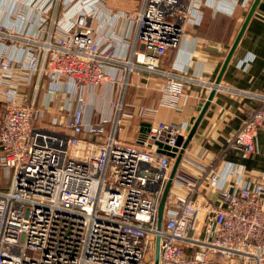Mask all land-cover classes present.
Segmentation results:
<instances>
[{"label":"built area","instance_id":"built-area-1","mask_svg":"<svg viewBox=\"0 0 264 264\" xmlns=\"http://www.w3.org/2000/svg\"><path fill=\"white\" fill-rule=\"evenodd\" d=\"M100 1L10 0L19 22L0 21V166L10 171L0 187V264H264V174L219 168L227 152L257 153L264 92L162 69L185 22L201 16L198 0H132V9L105 8L108 19L87 7ZM121 19L135 27L125 55L102 32ZM114 67L163 76L155 114H184L194 86L259 103L219 155L194 156L178 144L188 124L135 121L122 100L111 101V117L86 123L84 91L115 81ZM61 92L76 104L64 126L46 116Z\"/></svg>","mask_w":264,"mask_h":264},{"label":"crops","instance_id":"crops-1","mask_svg":"<svg viewBox=\"0 0 264 264\" xmlns=\"http://www.w3.org/2000/svg\"><path fill=\"white\" fill-rule=\"evenodd\" d=\"M9 1L0 0V21L7 25L17 24L19 17L15 11L13 13L8 11ZM254 1L198 0L203 5L201 16L196 17L195 21L185 22V35L176 52L162 61V69L173 71L176 67L186 72L188 76L202 77L206 81L217 82L219 80L221 84L249 93L264 92V11L260 10L258 6L242 33L230 60L225 65ZM49 3L50 0H43L44 5ZM126 3V0H104L92 3L87 7L106 16L105 8L116 12L126 8ZM20 6L21 4H19ZM53 13L51 10L52 16ZM56 16L58 18V14ZM58 20L62 21V16ZM25 23H29V19ZM25 23L23 21L24 29L28 27ZM129 24V21L121 19L114 28L113 25L107 26L106 24L102 31L105 36L115 38L113 46L121 55L130 52V48L127 49L124 45L125 38L130 37L131 33L133 36L135 35V27ZM113 73L115 81L105 86H91L87 88L89 89L87 98L84 95L85 100L91 102L87 116L93 122H97L103 117H111L114 111L111 101L122 100L124 111L133 113L135 121L140 118L162 119L168 122H185L186 126L190 125L194 113L198 111L199 107H202V103H206L211 93L202 87L194 86L190 91L195 96L184 114L173 116L174 111L164 107H161L155 114L151 109L160 103V86L164 79L162 75L144 70L127 73L124 67H114ZM46 91L47 83L43 81L39 95L40 103H43ZM65 95L63 92L56 95L55 103L53 102L51 111L46 115L47 117L49 115L60 118L62 126L65 125V120L76 106L75 102L71 99L67 100ZM69 103L70 111L66 109ZM258 103L251 96L217 90L189 142L194 156L197 154L212 158L219 155L230 137L241 126L246 114L256 108ZM2 111L3 107L0 105V122ZM84 137L88 139L90 135L86 134ZM193 158L191 161L195 162V158ZM192 162H184V166L193 170ZM228 167L242 170L244 178L250 180L258 179L261 174H264V134L262 131L259 132L257 140V153L253 156L247 158L240 151L227 152L222 155L219 160V168L226 172ZM1 168L9 171L4 167Z\"/></svg>","mask_w":264,"mask_h":264},{"label":"water","instance_id":"water-1","mask_svg":"<svg viewBox=\"0 0 264 264\" xmlns=\"http://www.w3.org/2000/svg\"><path fill=\"white\" fill-rule=\"evenodd\" d=\"M257 6L259 7L260 10L264 11V0H255L254 1L253 5H252V7H251V9H250V11L248 13L247 19H246V21H245V23H244V25H243V27L241 29V32L238 35V37H237V39H236V41H235L230 53H229V55H228V57L226 59L225 65L230 60V57L232 56L233 51L235 50V48H236V46H237V44H238V42H239V40L241 38V35L244 32V30H245L250 18L252 17L254 11L256 10ZM217 82H219V80H217ZM214 93H215L214 90L211 91L210 96H209L208 100L206 101V103L205 104L202 103L201 104L202 107L198 108L199 112L197 111V112L194 113L193 118H191L190 125H188V127H187V129L189 131L188 137H187V139L185 141H183V138L180 137L179 141H178L179 145H181L183 143V146L187 147V145L191 141V139H192V137H193V135H194V133H195V131H196V129H197V127H198V125H199V123H200V121H201V119H202L207 107L209 106L210 101L213 99ZM161 211H162V207H161Z\"/></svg>","mask_w":264,"mask_h":264},{"label":"rangeland","instance_id":"rangeland-1","mask_svg":"<svg viewBox=\"0 0 264 264\" xmlns=\"http://www.w3.org/2000/svg\"><path fill=\"white\" fill-rule=\"evenodd\" d=\"M126 8L125 9H129L130 7H131V5L133 4L132 3V0H126ZM134 5V4H133ZM133 7V6H132ZM124 9V8H123ZM130 9H132V8H130ZM183 38V37H182ZM225 85V84H224ZM89 87H91V86H89ZM88 91H89V89H86L85 91H84V95H86V98H87V96H88ZM64 93V95L66 96V99L67 100H69V99H71V96L69 95V93H67V92H63ZM259 102V101H258ZM55 103V102H54ZM53 104V103H52ZM85 113H86V115H85V119H86V123L89 125V124H92L93 123V120L92 119H89L88 118V116H87V113H89V111H90V108H91V102L89 103V101L87 102V99H86V103H85ZM65 116V115H64ZM52 119L53 117H51V116H49L48 115V117H47V119ZM60 119V118H59ZM66 121V120H65ZM0 187L1 188H6V187H9V184H10V173H9V171H6L5 169H2L1 167H0Z\"/></svg>","mask_w":264,"mask_h":264}]
</instances>
